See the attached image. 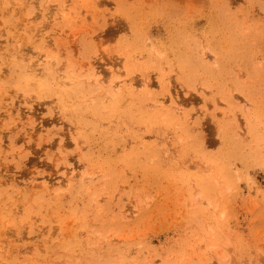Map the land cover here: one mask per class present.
I'll return each instance as SVG.
<instances>
[{"label":"rangeland","instance_id":"374dc122","mask_svg":"<svg viewBox=\"0 0 264 264\" xmlns=\"http://www.w3.org/2000/svg\"><path fill=\"white\" fill-rule=\"evenodd\" d=\"M0 264H264V0H0Z\"/></svg>","mask_w":264,"mask_h":264}]
</instances>
